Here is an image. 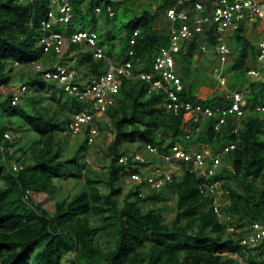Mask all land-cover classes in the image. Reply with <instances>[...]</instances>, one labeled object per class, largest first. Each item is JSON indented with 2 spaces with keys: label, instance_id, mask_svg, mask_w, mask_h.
Segmentation results:
<instances>
[{
  "label": "trees",
  "instance_id": "obj_1",
  "mask_svg": "<svg viewBox=\"0 0 264 264\" xmlns=\"http://www.w3.org/2000/svg\"><path fill=\"white\" fill-rule=\"evenodd\" d=\"M126 2L71 0L73 16L66 26L69 30L95 31L97 45L114 59L124 58L132 47L133 73L152 72L156 50L169 42L166 26H157L170 1L158 0L155 8L149 4L120 27H112L117 7ZM96 7L101 8L100 13L95 12ZM50 8V0H0V119L4 117L0 144L5 147V153H0V264H63L64 259L67 264H264V237L254 243L248 239L254 222L264 224V113L256 109L264 104V80L247 75L250 68L256 67L258 48L245 34L244 24L227 35L228 47L236 51V57L224 67L222 75L231 73L229 87L236 90H241L242 83L238 82L242 78L249 79L243 91L246 113L238 118L228 115L218 128L215 117L204 118L197 131L191 113L174 114L166 109L164 91L148 94L145 80L123 79L116 104L106 112L114 136L105 151L110 160L103 177L79 154L90 146L87 138H82L72 156L61 158L56 134L71 116L63 112L64 104L43 105L41 91L47 85H56L44 78L43 71L33 70L24 78L18 75L19 85L33 92L25 93L17 104L12 103L13 90L2 91L10 85L17 65L43 63L54 69V52H44L37 43L42 33L41 20ZM54 28L60 30L58 25ZM135 29L139 32L131 45L129 38ZM121 31L123 34L118 35ZM201 42L214 48L221 40L207 30L184 46L177 59L183 79L179 97L203 105H227L226 92L206 99L196 95L198 84L191 77L196 69L189 67ZM116 44L119 52L115 53ZM69 52L77 58L75 67L82 77L105 71V62L95 60L84 42L69 43L58 61L68 63ZM60 93L70 99L68 107L81 108L76 97L63 90ZM235 127L237 133L232 132ZM11 130L22 133L19 135L24 138L34 132L35 137L29 140L30 146L23 147L15 142L17 138H5V133L13 135ZM189 132L191 136L185 138ZM233 141L234 148L226 152L214 175L222 179L221 187L226 191L218 211L213 207V195L199 191L200 179L191 170V161L185 162L181 175L173 174L172 180L159 189L144 182L131 185L122 205L117 204L115 197L122 191L126 168L140 172L138 165L118 162L129 144L137 142L135 148L145 151L144 146L151 143L160 152H167L177 143L185 148L205 144L219 150ZM8 147H12L11 151ZM12 161L22 164V168L15 170ZM59 177H82L84 187L72 198L56 201L50 213L32 195H51L56 188L54 179ZM99 183H104L106 191L100 189ZM164 190L176 196V215L169 222H165L160 207H142L144 201L163 198ZM141 192L145 195L141 196Z\"/></svg>",
  "mask_w": 264,
  "mask_h": 264
},
{
  "label": "built area",
  "instance_id": "obj_2",
  "mask_svg": "<svg viewBox=\"0 0 264 264\" xmlns=\"http://www.w3.org/2000/svg\"><path fill=\"white\" fill-rule=\"evenodd\" d=\"M170 4L165 9L164 18L169 37L167 46H161L153 58L152 72L133 73V62L130 57L134 54L132 47L127 49L123 59L115 60L104 54L102 47L97 45V34L87 29L69 30L67 24L71 21V0H50L51 8L41 20V35L38 45L44 52L53 51L56 60L52 62L54 69H48L43 63H35L32 66L34 71H43L44 78L51 80L64 91L81 100V108L72 115L63 130L62 135H75L85 133L87 142L94 143L99 135L100 127L106 119V112L116 104V97L120 92L123 79L140 78L148 82V94L164 91V105L167 110L174 114L191 113L197 119L215 117L216 127L226 121L228 115L236 118L247 111L246 100L242 90H228L226 97L229 99L227 105L204 106L200 102L183 100L179 92L183 84L176 71V56L182 47L190 40H197L198 36L205 35L206 31H212L221 42L215 49L220 53L221 59L230 53L229 47L225 44L224 38L231 32L244 24L245 29L253 26L258 35L256 44V67L250 68L247 75L251 78L264 80V0H169ZM112 14V9L107 6ZM96 13L101 12L100 7L95 8ZM60 30H54L56 26ZM139 29H135L129 38L131 45L136 42V35ZM226 35V36H225ZM225 36V37H224ZM84 42L92 50L95 59H102L105 62V71L91 75L88 78H81L75 67L76 57L70 58L68 63H60L58 59L63 57L69 43ZM73 52L68 55L72 56ZM26 86L21 85L14 91L13 104H17ZM256 109L264 113V104ZM199 126V125H197ZM196 126V129L198 127ZM237 133V128L232 129ZM5 138H12L9 133L4 134ZM187 133L185 138H189ZM235 142L224 145L220 150L211 152L209 149L203 151H191L177 143L171 146L169 151L160 152L154 144H146V155H142L136 149H131L122 154L118 161L122 164L130 162L131 166L140 163V172H131L127 167L124 175L126 183L135 185L144 182L152 189L161 188L167 181L172 180V175L178 170L179 162H192L191 170L197 171L200 179L199 191L213 195V207L218 211L224 193L221 187L222 179L214 175L223 164L225 153L234 148ZM11 151L12 147H8ZM0 153H5L4 145L0 144ZM3 157V156H2ZM5 158V157H3ZM149 161L148 163H146ZM151 161V162H150ZM146 163V164H145ZM11 165L15 170L22 168V164L12 161ZM29 194V191H26ZM141 196L145 192L140 193ZM254 231L249 233V241L254 243L264 237V224L253 223ZM243 242V241H242Z\"/></svg>",
  "mask_w": 264,
  "mask_h": 264
},
{
  "label": "rangeland",
  "instance_id": "obj_3",
  "mask_svg": "<svg viewBox=\"0 0 264 264\" xmlns=\"http://www.w3.org/2000/svg\"><path fill=\"white\" fill-rule=\"evenodd\" d=\"M100 2V0H99ZM158 0H127V2L124 4H120L117 9V19L115 20L116 24L113 25L112 27H120L122 22L127 21L130 16H132L136 11H140L143 7H147L149 4L151 5L152 8H155L157 5ZM85 5V3L83 2ZM162 22V21H161ZM158 28H164L165 27V22H162L160 25L157 26ZM245 30V34L247 37H249L251 40H255L256 37L250 33L249 31ZM123 31H121L118 35H122ZM226 36V35H225ZM224 36V37H225ZM227 36L225 37V42L228 45V39L226 40ZM119 41V38H116V43ZM203 43V42H202ZM204 44V43H203ZM218 45V44H217ZM216 47V46H215ZM214 48H207L209 50H216ZM113 52H119V45L116 44ZM220 55V53H219ZM236 57V51L233 50L231 47L230 53L225 55L223 59H220L218 61V56L215 58V60L212 58V65L210 67H204L202 70L196 69L195 73L192 75L191 72V77L195 80V82L199 85V88L201 86L207 87L205 85H210L212 91L211 94H219L221 92H225L226 90L230 89L229 83L230 80V74H226L224 77L221 76L220 72L224 69V67H228L229 63L231 60H233ZM250 63V62H249ZM82 69V68H81ZM189 69H193L192 66L189 67ZM33 71L32 65H27V66H15L14 71H13V78L8 87H3L2 91L3 93H6L8 90H13L15 91L18 87H20V79L19 76L23 75V78L26 77L28 74H31ZM17 73V74H16ZM83 73V70H82ZM219 73V74H218ZM179 76L182 78L181 73L178 70ZM19 75V76H18ZM233 80V79H232ZM249 79L246 78V81L242 82L239 81L238 83H242L241 90L245 91L246 86L248 84ZM187 82H190V79L187 80ZM204 87H201L199 89V93L201 94L203 92ZM27 93L26 95L32 93V90H27V88L23 91V93ZM61 89L59 88H50L48 85L41 91L40 96L42 98V103L43 105L49 102L53 107L60 103L61 105L64 104L65 110L63 112H69V116H72L79 108H76L75 106L68 107L70 104V99L66 97V95L61 94ZM23 96V95H22ZM21 96V97H22ZM202 96H206L205 94L202 93ZM53 99H52V98ZM72 101V99H71ZM24 102V101H22ZM73 108V109H70ZM4 117H1L0 119V125L4 123L2 120ZM108 118L106 117V120L104 121V125L99 131V135L97 140L90 144V146L81 149L80 150V156L84 158L85 162L90 164L92 167H94L96 170L99 171L100 175L103 174V177L106 173L107 166L109 164V157L105 155V151L111 142L113 138V133L112 130L110 129L109 123H108ZM106 125V126H105ZM13 133V137L17 138L16 143H20L23 145V147L30 146V141L34 139L35 133L30 132L28 137L22 136V133H18L14 130H11ZM19 134H22L21 136ZM26 134V132L24 133ZM19 135V138L16 137ZM84 134L81 132L78 135H62L60 133L56 134V140L58 142V145H60V155L61 158H67L72 156L77 148L80 146L81 142L83 141ZM82 140V141H81ZM137 142L129 144V147L134 148L136 146ZM29 151V150H28ZM20 152V150H19ZM27 155L29 153L27 152ZM79 161L82 160V158H78ZM181 166V165H179ZM181 169V167H180ZM121 181L122 184V191L115 197L117 200L118 205H122L123 198H124V193L128 190L130 184ZM1 183V181H0ZM54 184H55V191L51 194L48 195L46 193L38 192L34 193L32 195V198L35 202H39L43 208H45L48 212L52 213L54 210V203L56 201H60L64 198H72L74 194L80 192L83 187V178H74V177H68V178H55L54 179ZM98 186L100 187L101 190L106 191L104 183H99ZM163 198H160L156 201H144L142 207L144 209L150 208V207H160L161 208V214L165 220V222L171 221L175 215H176V210H175V203H176V196L174 194L168 193L166 190ZM226 203V201H225ZM231 230V229H228ZM67 255L65 256V258ZM63 264H67L66 260H63Z\"/></svg>",
  "mask_w": 264,
  "mask_h": 264
},
{
  "label": "clouds",
  "instance_id": "obj_4",
  "mask_svg": "<svg viewBox=\"0 0 264 264\" xmlns=\"http://www.w3.org/2000/svg\"><path fill=\"white\" fill-rule=\"evenodd\" d=\"M165 13V12H164ZM162 22H165V26H166V20H165V18H164V15H163V19H162ZM167 28V27H166ZM81 29H87V30H89L88 28H81ZM245 30H247V29H245ZM91 31H93V30H91ZM95 32V31H94ZM168 33V32H167ZM97 34V33H96ZM168 41H169V37H168ZM224 42H225V38H224ZM169 43V42H168ZM186 44L187 43H185V45L184 46H186ZM225 44H226V42H225ZM227 45V44H226ZM165 46V45H164ZM184 46L182 47V50L177 54V56H176V61H177V57H178V55L179 54H181V52H184ZM200 46H203L204 48H207L206 47V45H205V43L203 44L202 42L200 43ZM228 46V45H227ZM87 47V46H86ZM159 49V48H158ZM157 49V50H158ZM230 49V48H229ZM156 50V51H157ZM92 51V50H91ZM104 52V51H103ZM105 54V53H104ZM155 54H156V52H155ZM154 54V55H155ZM106 55V54H105ZM69 56V55H68ZM108 56V55H107ZM70 57V56H69ZM73 56H71L70 58H72ZM75 57V56H74ZM92 57H93V55H92ZM125 57V56H124ZM94 58V57H93ZM154 58V57H153ZM77 59V58H76ZM95 59V58H94ZM114 59V58H113ZM123 59V58H122ZM130 59H131V57H130ZM95 60H102V59H95ZM115 60H118V59H115ZM132 61V60H131ZM77 62V61H76ZM133 62V61H132ZM76 64V63H75ZM133 65H134V63H133ZM153 66V65H152ZM78 70V69H77ZM78 71H80V70H78ZM82 71V70H81ZM176 71H177V75H178V77L180 78V80H181V82H182V78L179 76V74H178V64L176 63ZM80 73V72H79ZM80 77L81 78H83L84 79V77H82V75H81V73H80ZM223 77V76H222ZM47 80V79H46ZM182 84H183V82H182ZM27 88V87H26ZM54 88H60L61 90H63L62 89V87H60V86H58L57 84L55 85V87ZM228 90H232L231 88L230 89H228ZM228 90H226L225 92L227 93V91ZM64 91V90H63ZM64 92H66V91H64ZM26 93V92H25ZM25 93H23V95L25 94ZM67 93V92H66ZM69 94V93H68ZM71 95V94H70ZM72 96V95H71ZM73 97H75V96H73ZM77 99V98H76ZM78 101H80V104L82 103L81 102V100H79V99H77ZM195 102V101H194ZM197 102V101H196ZM218 105V104H217ZM204 106H210V105H204ZM212 106H214V105H212ZM82 107V106H81ZM80 109V108H79ZM79 109L76 111V112H78L79 111ZM75 112V113H76ZM74 113V114H75ZM73 115V114H72ZM193 115V114H192ZM72 117V116H71ZM70 117V118H71ZM105 117H107V116H105ZM108 118V117H107ZM207 118V117H206ZM202 119H204V118H202L201 116H199L198 115V118L197 119H195L194 118V115H193V121L195 122V124H194V128H195V130H197V131H199L201 128H200V123H201V120ZM106 120V119H105ZM217 121V120H216ZM105 123H103V125H104ZM197 125H199V126H197ZM196 126L198 127V129H196ZM216 126V125H215ZM101 127H103V126H101ZM219 127V126H218ZM218 127H216V128H218ZM65 128V127H64ZM100 130H101V128H100ZM191 133V132H190ZM61 134V133H60ZM84 134V136H83V138H87V136L85 135V133H83ZM75 135H78V134H75ZM113 136H114V133H113ZM88 143V142H87ZM89 144V143H88ZM92 144V143H91ZM90 145V144H89ZM226 145V144H225ZM224 146V145H223ZM222 146V147H223ZM136 147V146H135ZM129 148L128 149V151H130L131 149H136V151H139L142 155H146V152L145 151H140V150H138L137 148ZM221 147V148H222ZM186 148H188V149H190L191 151H203L204 149H209V151H211V152H215V151H218V150H212V148L210 147V146H208V145H205V144H200L199 146H195V145H191V146H189V147H186ZM220 148V149H221ZM145 149V146H144V148H143V150ZM219 149V150H220ZM128 151H125V153H127ZM125 153H123V154H125ZM226 154V153H225ZM122 155V154H121ZM120 155V156H121ZM119 156V157H120ZM119 159V158H118ZM119 162V161H118ZM149 161H147L146 163H148ZM151 162V161H150ZM145 163V164H146ZM138 165V167L140 168V163L139 164H137ZM179 165H181V166H179L178 167V170H176L175 171V173H173V174H177V175H181L182 174V172H183V169H184V167L186 166V163L185 162H179ZM192 166L193 165H191V168H192ZM180 167H181V169H180ZM193 171H195V169L193 170ZM196 173H197V171H195ZM221 179V178H220ZM123 180V182H126L125 181V178L123 177L122 179H121V181ZM122 182V183H123ZM131 186V185H130ZM129 186V187H130ZM224 190V193L226 192L225 191V189H223ZM224 193H223V195H224ZM224 200V199H223ZM221 204H222V202H221Z\"/></svg>",
  "mask_w": 264,
  "mask_h": 264
},
{
  "label": "crops",
  "instance_id": "obj_5",
  "mask_svg": "<svg viewBox=\"0 0 264 264\" xmlns=\"http://www.w3.org/2000/svg\"><path fill=\"white\" fill-rule=\"evenodd\" d=\"M254 29V27L253 26H251V27H249V29H247V31H249L250 33H252L255 37H256V39H258V35L256 34V32L253 30ZM246 31V32H247ZM256 39L255 40H253L255 43L257 42L256 41ZM207 47V46H206ZM180 55V54H179ZM178 55V56H179ZM218 56V61L221 59L220 57H221V55H219V52H217V50H209V49H207V48H204L203 46H200L199 45V47L195 50V52H194V54H193V56H192V62H191V66L193 67V69H200V70H202L204 67H210L211 65H212V58L215 60V58ZM178 58V57H177ZM222 72H223V70H222ZM222 72H220V74H221V76H223L222 75ZM219 74V73H218ZM224 77V76H223ZM183 80V79H182ZM211 85V84H210ZM210 85L208 86V85H205V86H207V87H204V86H201V87H204V89H203V94H205L206 96H202V93L200 94L199 93V89L201 88H199V85L197 86L198 88H197V92H196V95L199 97V98H202V99H206V98H208L209 96H211V95H214V94H211V91H212V89H211V87H210Z\"/></svg>",
  "mask_w": 264,
  "mask_h": 264
}]
</instances>
